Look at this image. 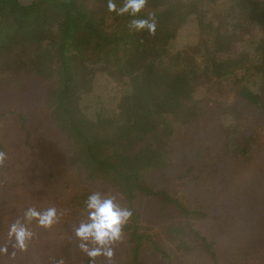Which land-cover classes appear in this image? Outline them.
I'll use <instances>...</instances> for the list:
<instances>
[{"label": "trees", "instance_id": "16d2710c", "mask_svg": "<svg viewBox=\"0 0 264 264\" xmlns=\"http://www.w3.org/2000/svg\"><path fill=\"white\" fill-rule=\"evenodd\" d=\"M114 2L119 7L124 0ZM149 12L152 33L131 29L134 17L109 12L107 0H0L2 91L13 95L16 83L25 90L27 82L36 84L44 97L34 92L35 101L27 98L30 110L43 103L41 121L50 136H62L84 183L112 187L132 211L122 227L134 244L125 264H144L138 249L148 240L157 246L153 233L140 230V204L159 200L161 215L178 207L183 232L191 216L203 213L149 182V174L171 162L177 129L193 132L212 116L225 134L224 154L244 155L255 137L242 107L264 113V0H146L135 18ZM186 24L195 35L189 43L178 38ZM23 113L0 112L3 158L11 147V115L24 126ZM87 197L76 192L70 203L85 207ZM200 238L215 256L213 242ZM101 255L85 256V264Z\"/></svg>", "mask_w": 264, "mask_h": 264}, {"label": "rangeland", "instance_id": "374dc122", "mask_svg": "<svg viewBox=\"0 0 264 264\" xmlns=\"http://www.w3.org/2000/svg\"><path fill=\"white\" fill-rule=\"evenodd\" d=\"M191 28L190 24L182 28L180 41L189 43L195 39ZM16 84L12 95L2 91L0 79V112L16 109L24 112L26 119L23 126L19 115H11L15 125L6 140L11 147L0 166V246L8 248L7 253L0 254V264H56L59 260L63 264H85L87 255L80 249L74 230L87 212L78 202L71 205L72 197L76 192L88 196L98 191L116 197L122 207L126 206L112 187L84 183L63 148L62 136L57 132L50 136L41 121L43 103L30 110V103L35 101L30 96L35 92L44 97L43 91H37L32 82H27L26 90L21 83ZM27 98L32 101L27 102ZM251 107H242L249 116L247 129L255 137L253 149L244 155L224 154L225 134L212 116L206 123L195 125L193 132L183 134L184 129H179L177 133V129L171 162L161 171L149 174V182L154 189L164 188L179 196L186 208L203 213L191 216V227L183 232L177 227L178 222H185L178 207L171 205L161 215L159 200L140 204V230L153 233L157 244L148 240L138 249L144 264H264V113ZM11 117L5 119L11 123ZM28 207H55L58 219L48 228L35 220L29 222L33 238L26 250L20 251L12 248L7 233L10 224L17 219L23 221ZM148 213L151 216L146 217ZM252 215L257 220L248 224ZM199 235L213 242L215 256L204 248ZM111 247L110 259L102 254L100 261L91 264H125L126 254L134 252V244L128 242L125 233Z\"/></svg>", "mask_w": 264, "mask_h": 264}, {"label": "clouds", "instance_id": "9594fccd", "mask_svg": "<svg viewBox=\"0 0 264 264\" xmlns=\"http://www.w3.org/2000/svg\"><path fill=\"white\" fill-rule=\"evenodd\" d=\"M145 4L146 0H124L123 4L118 7L114 0H107V9L109 12L115 11L118 15L127 13L134 17L129 25L131 29L137 31L147 29L149 33H152L156 28L153 13L149 12L147 18H135ZM2 158L3 153H0V159ZM85 210L86 218L74 230L75 236L80 240V249L89 258L103 254L110 259L113 255L111 246L122 238V227L128 223L132 211L122 207L116 197L98 191L88 195L85 200ZM57 219L55 207L43 210L28 207L23 213V221L17 219L9 226L7 235L12 248L20 251L26 250L29 241L33 238V232L27 226L32 220H35L39 226L48 228ZM7 252V246H0V254ZM14 254L13 252L12 255ZM56 264H63V260L57 261Z\"/></svg>", "mask_w": 264, "mask_h": 264}]
</instances>
